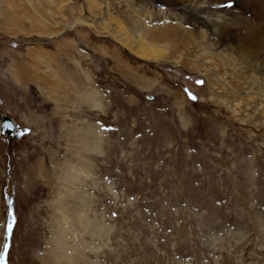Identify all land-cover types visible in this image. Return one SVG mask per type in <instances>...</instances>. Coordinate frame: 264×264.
Returning a JSON list of instances; mask_svg holds the SVG:
<instances>
[{
  "label": "rangeland",
  "instance_id": "rangeland-1",
  "mask_svg": "<svg viewBox=\"0 0 264 264\" xmlns=\"http://www.w3.org/2000/svg\"><path fill=\"white\" fill-rule=\"evenodd\" d=\"M217 2L0 0L22 132L0 133V264H53L65 239L61 264H264V49H238L258 20ZM110 13L168 28L167 58L125 50L93 20Z\"/></svg>",
  "mask_w": 264,
  "mask_h": 264
},
{
  "label": "bare ground",
  "instance_id": "bare-ground-1",
  "mask_svg": "<svg viewBox=\"0 0 264 264\" xmlns=\"http://www.w3.org/2000/svg\"><path fill=\"white\" fill-rule=\"evenodd\" d=\"M119 1L125 2L129 0H119ZM158 1H160V3L163 5L171 4L173 6H192L196 9L200 7H210L212 4H214L213 2H217V1H218L217 3L219 4L229 2V0H220V2L219 0L217 1L216 0H158ZM231 1H237L240 7L246 6L249 9L252 16L254 17V19L258 20V28L257 30L250 29L251 31H249V33L251 37L248 39L243 38L237 41L236 39L233 38L232 40L231 39L230 40L236 44L235 46L238 49H245L249 51L264 49V0H257V3H254L252 0H231ZM88 10L89 12H91L90 9ZM134 10L136 11V13L137 11H140L135 8ZM110 14H109L110 16L109 18H111L112 26L110 25V23L109 25L105 24L108 22L102 23L101 21H99L98 16H94V15L92 16H93V20L99 23V25L102 26L107 31L108 34L113 36L114 40H116L117 43H119L125 50H127L129 53H131L132 55L136 56L139 59L148 60V61L161 62L162 60H165L167 58V54H168L167 47L168 46L167 47L157 46L156 44L158 42L159 43L165 42L163 40L168 36V33L171 32L168 28L160 30V31L158 30L156 31L154 28L152 29L153 26L150 23L145 22V26L139 25L138 31H137V33L139 32L138 34L135 32H131V31L127 32L121 27V24L117 23L116 21L115 23H113L114 19L112 17V14L111 15ZM216 32L219 33V30H216ZM187 34L189 36H192V34L190 33H187ZM223 37L224 36L222 35V38ZM146 38L149 43H147ZM150 40L152 43L150 42ZM153 41L155 43H153ZM195 42L197 43V47L202 48V45L200 42H197V41ZM159 43L158 45L160 44L163 45L162 43L160 44ZM202 50L208 53L209 56L212 54V51H206L204 48H202ZM223 62L227 65H231L227 58H225ZM62 246H63V249L58 250L56 254H54L55 256L53 257V264H61L65 251H68L67 249L69 245L67 244L66 239L63 242Z\"/></svg>",
  "mask_w": 264,
  "mask_h": 264
},
{
  "label": "water",
  "instance_id": "water-1",
  "mask_svg": "<svg viewBox=\"0 0 264 264\" xmlns=\"http://www.w3.org/2000/svg\"><path fill=\"white\" fill-rule=\"evenodd\" d=\"M153 99V97H149ZM1 123H0V133L2 136H9L13 140H20L22 138V132L18 124L8 115H4L1 110ZM7 125V127L5 126Z\"/></svg>",
  "mask_w": 264,
  "mask_h": 264
},
{
  "label": "snow or ice",
  "instance_id": "snow-or-ice-1",
  "mask_svg": "<svg viewBox=\"0 0 264 264\" xmlns=\"http://www.w3.org/2000/svg\"><path fill=\"white\" fill-rule=\"evenodd\" d=\"M5 126L7 127V125ZM8 231L11 233V225H9ZM5 251H7V245H5ZM0 259H3V257H0Z\"/></svg>",
  "mask_w": 264,
  "mask_h": 264
}]
</instances>
